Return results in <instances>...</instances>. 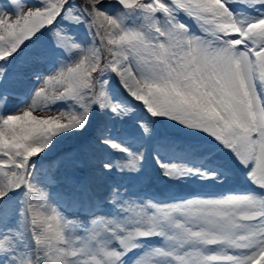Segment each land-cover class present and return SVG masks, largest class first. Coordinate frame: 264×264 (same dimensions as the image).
Here are the masks:
<instances>
[{
  "label": "snow or ice",
  "instance_id": "1",
  "mask_svg": "<svg viewBox=\"0 0 264 264\" xmlns=\"http://www.w3.org/2000/svg\"><path fill=\"white\" fill-rule=\"evenodd\" d=\"M128 11L142 10L148 29L126 27L124 20L103 11V0H23L0 3V61L8 62L31 41L50 31L56 49L79 55L61 61L41 80L28 110L0 116V264H125V257L144 248L143 241L162 238L132 264H264V195L228 194L220 198L195 197L171 204L125 200L113 188L109 203L119 214H93L87 223L66 220L41 181L35 157L65 132L80 131L93 107L126 115L113 102L105 73H115L133 100L154 117L178 121L202 130L230 150L246 169L248 179L264 190V0H240L259 10L254 19L241 20L228 0H117ZM183 12L219 45L191 37L187 26L173 18ZM156 13L168 17L161 26ZM60 20L85 24L92 44L84 47ZM100 45L111 54L105 60ZM51 53L41 49L21 62V68L43 63ZM22 71L8 76L0 66V106L6 77L18 80ZM52 89L49 90V86ZM68 100L78 111H53L50 105ZM37 109L43 115H34ZM140 127L145 136L146 124ZM103 144L126 154V159L104 163L103 168L136 173L143 152H133L107 138ZM92 147L85 148L90 153ZM94 163V161H92ZM160 164L163 174L178 179L189 174L209 175L199 169ZM19 193V200H7ZM17 203L20 205L17 207Z\"/></svg>",
  "mask_w": 264,
  "mask_h": 264
},
{
  "label": "bare ground",
  "instance_id": "2",
  "mask_svg": "<svg viewBox=\"0 0 264 264\" xmlns=\"http://www.w3.org/2000/svg\"><path fill=\"white\" fill-rule=\"evenodd\" d=\"M253 12L256 17L260 13L257 9ZM252 18L253 13L242 14L241 20ZM118 89L117 92L120 94L119 96L122 95L123 101L131 100L132 97L123 87L118 86ZM113 102L118 103L115 100ZM120 117L108 109L103 111L98 109L93 120L95 131L92 135L100 136V138L103 136L102 140L107 138L115 141L130 148L133 152H143V159L138 172H118L115 168L112 169L116 171L112 176L117 178L116 188L119 189L123 199L134 200L140 204L151 200L156 204L164 205L195 197L220 198L228 194L247 193L244 187L239 185L240 182L237 177V182L230 188L228 185L232 183V179L229 177L227 179L228 185L223 184L225 190L213 187L214 184L217 186L222 183L221 176L226 173V169L209 154L198 155L189 146L177 149L174 147V143L169 140L165 141L161 137L156 139L153 134L145 136L143 132L130 137L129 140L121 139L118 132ZM148 138L151 140H147ZM76 146L78 152L73 151L74 155L61 153L65 155H58V158L53 160L49 167L47 163L41 164L40 175H37V180L41 181L40 186L49 193V207L57 208L66 220H81L85 223L92 218L91 215L93 214L105 216L119 214V210L109 203V197L115 183L111 180L109 172L103 168V164L126 159V154L100 141L86 143V140H79L76 142ZM90 146L93 150L90 153L85 152V148ZM169 157L177 158L179 162H182L178 165L199 169L201 172L214 175L202 178L197 172L178 179H170L163 174V171L160 170V164L157 163L159 161L163 164ZM57 160L60 164H57ZM51 168L57 176L56 179L52 178L53 174L49 175ZM192 187L195 188L191 194H198L195 197L191 196L189 192L187 193V189ZM64 189L67 190V193H63ZM255 193L258 194L257 191ZM143 243L144 248L134 250L125 257V264H132V261L146 251L149 246H161L163 241L162 238L154 237L143 241ZM160 264H164V262L161 261Z\"/></svg>",
  "mask_w": 264,
  "mask_h": 264
},
{
  "label": "rangeland",
  "instance_id": "3",
  "mask_svg": "<svg viewBox=\"0 0 264 264\" xmlns=\"http://www.w3.org/2000/svg\"><path fill=\"white\" fill-rule=\"evenodd\" d=\"M6 0H0V3H5ZM26 5L29 6H39L38 0H23ZM77 4L82 3V0H76ZM165 3H170V0H164ZM228 6L231 11H233L234 15L238 18L242 19V14L247 15L253 13V18H256L254 14V10L256 8L252 6L245 5L240 2V0H228ZM103 11L108 13L109 15H117L124 20L125 26L130 28H140L149 31L148 23L149 21L146 19L145 13L142 10H133L128 11L125 10L117 0H103V3L99 5ZM258 11V9H257ZM260 15V13H259ZM173 18L187 26L188 34L191 37L202 38L207 40L210 43L215 45H219V41H216L213 37L203 32L200 25L193 19L185 15L183 12H175L173 14ZM155 19L159 22L161 26H165L168 21V17H166L162 13H156ZM244 20V19H243ZM57 27H62L67 30L68 33L72 34L75 37L76 42L80 43L84 47L92 44V34L85 24H73L68 21L60 20ZM102 49V56L105 60L111 59V54L107 51L103 45H100ZM44 49L51 53V56L48 60L43 63H33L30 66L21 68V62L25 60L26 57L36 53L37 51ZM79 55L78 52H72L70 55L66 54L61 49H56L54 45V39L51 35L50 31H45L41 34H38L33 41L29 43V45L21 50L20 53H17L16 57L9 60L8 62L0 61V66L7 68L8 76L12 74L22 71V75L18 80H10L6 77L2 91L8 94L7 100L4 101L3 105L0 106V116H7L11 114H19V110H28L27 104L30 103L33 92L39 87L41 80L35 78L38 73L40 76H47L52 71L60 67L61 61H69L75 59ZM102 79H106L108 81L107 91L111 97V99L117 101L119 104L124 106L126 111V115L119 118L118 122V132L121 136V139L129 140L130 137H134L139 132H143L140 124H146L149 129V136L151 134L155 135L156 139L162 138L165 141L169 140L174 143V147L177 149L190 147L193 152H197L198 155H211L222 167L226 169V173L222 174V183L213 187H218L219 189L223 188V184L225 186L228 185V177L232 179V183L228 185L230 188L237 181L241 187L246 190L247 193H255L264 195V190L258 189L247 177L248 169L244 168L236 159L235 155L222 146V144L218 143L208 134L203 132L202 130L189 128L186 125L172 120L170 118L165 117H154L150 115L145 106L133 100H122V95L117 92L118 86L123 87L120 83L119 78L115 73L107 72L104 74ZM118 84V86H117ZM256 87L258 92L264 93V85H261L258 81L256 82ZM52 89V86H49V90ZM49 109L53 111L51 114H56L55 111H70V110H79L75 104L68 100L57 101L55 104L50 105ZM99 109V107L94 106L91 115L89 116L88 124L80 131H72L65 132L58 135L53 143L50 145L48 149H46L40 156L33 158L36 163L38 175H40L41 164L47 163L52 165V161L58 158V155L61 153H70L71 155L74 152H78V147L76 146L77 141L86 140L90 141H100L102 142L103 136L92 135L94 133L93 128V120L95 118V113ZM34 115H43V111L41 109H37L33 112ZM147 135V136H148ZM80 138V139H79ZM147 140H151L148 138ZM61 154V155H65ZM195 154V153H194ZM76 158V157H74ZM179 162L177 158L169 157L167 158L163 164H176ZM57 164L58 160H57ZM51 167V166H50ZM52 170L49 171V175L53 174V179H56V174ZM162 171V169L160 168ZM109 172V176H111V180L115 184L113 186L116 188V177H113L112 174H115V170H107ZM231 174V175H229ZM37 178V177H36ZM54 181V180H53ZM56 181V180H55ZM113 187V188H114ZM193 188L187 189V193L191 194ZM225 190V189H224ZM63 193H67V190H63ZM228 193V192H227ZM191 196L195 197L196 194H191ZM7 200L18 201L19 193L10 194ZM20 205L17 203V207ZM152 239V238H151ZM148 243V242H147Z\"/></svg>",
  "mask_w": 264,
  "mask_h": 264
},
{
  "label": "trees",
  "instance_id": "4",
  "mask_svg": "<svg viewBox=\"0 0 264 264\" xmlns=\"http://www.w3.org/2000/svg\"><path fill=\"white\" fill-rule=\"evenodd\" d=\"M138 10V9H137Z\"/></svg>",
  "mask_w": 264,
  "mask_h": 264
}]
</instances>
